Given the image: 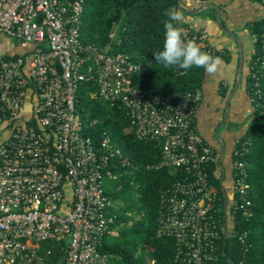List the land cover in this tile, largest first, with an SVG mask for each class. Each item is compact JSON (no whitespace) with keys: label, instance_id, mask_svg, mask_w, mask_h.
I'll return each mask as SVG.
<instances>
[{"label":"built area","instance_id":"2783aa9c","mask_svg":"<svg viewBox=\"0 0 264 264\" xmlns=\"http://www.w3.org/2000/svg\"><path fill=\"white\" fill-rule=\"evenodd\" d=\"M82 3L0 0V34L28 45L0 57V264H52L40 245L62 239L60 264H116L98 245L112 231L102 177L113 175L106 164L118 149L105 136L99 154L80 132L74 108L77 85L90 80L93 94L125 107L136 137L160 143L157 167L187 172L162 191L156 234L176 239L177 264H203L215 252L220 229L206 169L217 155L194 125L201 91L158 94L133 85L130 75L139 63L80 41ZM180 26L186 39L213 55L204 27ZM263 67L264 58L252 68L253 86ZM234 166L231 190L224 193L223 232L238 205L247 213L249 203L244 163Z\"/></svg>","mask_w":264,"mask_h":264},{"label":"trees","instance_id":"16d2710c","mask_svg":"<svg viewBox=\"0 0 264 264\" xmlns=\"http://www.w3.org/2000/svg\"><path fill=\"white\" fill-rule=\"evenodd\" d=\"M170 7L179 9L178 0H83L80 41L120 52L129 61L139 63L141 66L130 78L140 89L158 94L195 91L201 88L204 68L165 67L155 59V53L163 49L162 22ZM249 31L253 36V50L245 88L252 109L230 156L231 176H236L237 172L234 163H244L249 203L247 213L239 205L233 211L224 239L221 230L224 191L230 192L231 186L227 189L224 177L220 178L219 155L214 148L217 158L209 162L206 169L208 182L215 191L212 211L218 220L220 236L212 258L203 264H232L231 261L233 264H264V67L256 86L251 78L252 68L264 58V17L251 22ZM218 53L215 49L213 56ZM9 56L10 53L0 55ZM95 89L93 80L82 81L76 87L74 108L79 116L80 132L93 140L99 154L103 152L99 146L105 136L112 147L118 149V153L108 157L106 164L113 175L104 172L102 177L103 193L111 201L106 214L112 217L109 224L112 231L103 234L98 249L108 253L116 264H177L176 239L167 234L157 235L156 228L162 191L187 172L183 168L157 167L160 143L156 139L136 137L125 107L93 94ZM222 92L225 94L224 90ZM236 198L238 195L233 193V199ZM241 233H244L243 240L239 238ZM65 250L63 239L45 240L39 249L52 264L61 263Z\"/></svg>","mask_w":264,"mask_h":264},{"label":"crops","instance_id":"0c3cea01","mask_svg":"<svg viewBox=\"0 0 264 264\" xmlns=\"http://www.w3.org/2000/svg\"><path fill=\"white\" fill-rule=\"evenodd\" d=\"M180 2L179 9L184 17L183 22L195 28L204 27L209 35L208 42L220 52L215 55L222 61L217 73L209 74L206 71L204 73L200 88L201 100L196 110L194 125L208 143L218 151L219 156L224 148L222 166L219 168L224 177L226 168L223 163L226 159L231 186V151L236 138L245 129V122L252 109L251 99L245 88V77L249 71V60L253 50V36L249 31V25L254 20L264 17V7L258 0H207L204 2L180 0ZM204 3L208 5L197 12L194 11ZM209 3L214 6H209ZM206 8L208 9L204 10ZM216 11H218L219 22ZM6 53H13V51ZM240 57H242L240 79L232 91L239 72ZM227 102H229L228 119L224 123V107ZM241 119H243L241 127L233 132ZM227 138H229V144H227Z\"/></svg>","mask_w":264,"mask_h":264},{"label":"clouds","instance_id":"9594fccd","mask_svg":"<svg viewBox=\"0 0 264 264\" xmlns=\"http://www.w3.org/2000/svg\"><path fill=\"white\" fill-rule=\"evenodd\" d=\"M163 49L155 53V59L165 67L178 66L188 69L202 67L209 74H215L221 66V59L203 51L195 39H186L187 33L180 26L184 20L182 12L170 7L164 13Z\"/></svg>","mask_w":264,"mask_h":264},{"label":"rangeland","instance_id":"374dc122","mask_svg":"<svg viewBox=\"0 0 264 264\" xmlns=\"http://www.w3.org/2000/svg\"><path fill=\"white\" fill-rule=\"evenodd\" d=\"M208 8L204 9L207 10ZM28 45L21 40L17 38H13L11 36L5 35V34H0V55L6 52H14V51H20L22 49L27 48ZM243 119L240 120V123L234 127L233 132L237 131L241 127V122ZM231 125V123H230ZM224 129V127H222ZM229 138H227V144H229ZM228 162V161H227ZM223 165L225 166V176L223 178V182L226 184V188L228 189L229 187V180H230V174H229V167L228 164L226 163V159L224 160Z\"/></svg>","mask_w":264,"mask_h":264},{"label":"water","instance_id":"95a60500","mask_svg":"<svg viewBox=\"0 0 264 264\" xmlns=\"http://www.w3.org/2000/svg\"><path fill=\"white\" fill-rule=\"evenodd\" d=\"M178 3H179V5L181 4L180 0H178ZM206 5H208V4H207V3H204V4L200 5V7H198V8L195 9L194 11L197 12V11H199L202 7H206ZM209 6H214V4L209 3ZM215 8H216V7H215ZM216 10H218V8H216ZM216 18H217V21L219 22L218 11H216ZM231 35L235 37V35H234L233 33H231ZM241 63H242V57H240V60H239V66H238V71H239V72H238L237 75H236V81H235V84L233 85V87H232V89H231L232 91L236 88L237 83H238V81H239V79H240ZM232 91H231V93H232ZM228 106H229V102H227L226 105H225V107H224V119H223V122H224V123H225V122L227 121V119H228ZM223 150H224V148H222L221 154H220V156H219V160H218L219 166H222ZM222 177H223V173H222V175H221L220 178H222ZM224 193H225V191H224ZM223 233H224V239H226V237H227L226 227L224 228V232H223ZM231 263L233 264L232 261H231Z\"/></svg>","mask_w":264,"mask_h":264}]
</instances>
